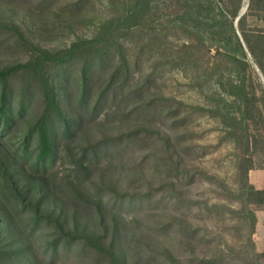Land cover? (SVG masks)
<instances>
[{
    "label": "rangeland",
    "instance_id": "1",
    "mask_svg": "<svg viewBox=\"0 0 264 264\" xmlns=\"http://www.w3.org/2000/svg\"><path fill=\"white\" fill-rule=\"evenodd\" d=\"M132 3L0 0V71L18 68L6 89L0 82V264H201L216 249L223 264H240L227 256L244 222L229 211L264 216V195L242 191L245 167L252 177L264 170V0H145L138 17L94 43L108 49L106 69L81 105L87 52L81 64L53 60L98 39ZM199 38L208 54L176 59ZM43 78L70 129L52 119L51 157L40 163L32 127ZM176 109L184 129L173 127ZM172 217L195 239L172 242Z\"/></svg>",
    "mask_w": 264,
    "mask_h": 264
},
{
    "label": "trees",
    "instance_id": "2",
    "mask_svg": "<svg viewBox=\"0 0 264 264\" xmlns=\"http://www.w3.org/2000/svg\"><path fill=\"white\" fill-rule=\"evenodd\" d=\"M145 0H133V3L125 10V12L118 18H111L108 21H106L104 24H102L101 28L99 29V35L98 39H95L94 41H91V43L84 44V43H74L71 45V47L64 53V57L62 60H53L56 63H68V66L76 65V64H81L82 58H83V53L87 52L86 55L90 57L88 60L81 64L83 66L81 73H82V87L79 91V98H80V104L82 105L83 102H86L87 97L90 94V89H91V77L95 74H99L106 69V55H107V50L105 49V45H103L102 48H96L94 43H107V40L109 39V34L113 30L114 26L118 27L121 26L124 22H129L133 18L138 17L139 13L141 14V6L143 5ZM231 30L234 34L235 41H236V46L239 49H242V45L240 42V39L238 36L234 33V27L232 26L231 23ZM94 45V46H93ZM84 47V50H81V48ZM197 51L199 52L202 56L205 54L209 53V48L205 46V42L202 38H199L197 40V44H193V42H189L187 44H183L177 49H175V53L178 54L176 59H180L182 57V53H189L192 51ZM221 52L223 51H217L218 55H221ZM231 60H234L235 63L237 64H243L244 61L240 60L238 57H228ZM91 60V61H90ZM125 66V60H121L118 65L115 66L114 71L111 73L110 77V82L109 83H114L118 78L119 75L122 74V70ZM18 68H10L8 70L0 71V82L1 85L4 89L7 88L8 82L7 79L8 77L13 73L17 72ZM153 76V75H152ZM155 77L151 78V80L155 81ZM237 86V85H236ZM237 88L236 91H241L242 93V88L240 87H235ZM40 92H42V97L44 101V110L41 114V116L35 121L33 127H32V132L35 134L36 139H37V144H36V155L35 159L43 163L45 160L49 159L51 157V143L50 139L48 136V127L49 124L54 120V119H60L62 124L64 125L63 128L65 129V133H69V123L62 118V115L60 113V110L57 106V101L56 97L49 86L47 80L44 78L41 80L40 83ZM105 93V92H104ZM102 93V94H104ZM105 95V94H104ZM233 95L234 98L242 97L237 93L229 94ZM12 102V96L4 94L3 98L1 99V106L2 109H4L9 116L13 115L14 111L11 106ZM22 104V101H21ZM149 106H153L152 103L147 104ZM22 108V107H21ZM24 109V108H23ZM186 112H181L180 110L176 109L172 112L169 113V116L171 119L174 120L173 122V127H179L180 129H184L187 127L188 123V117L184 116ZM53 119V120H52ZM119 138L116 140L117 143H121V140L125 139ZM128 138V137H127ZM244 139V138H243ZM246 141V140H245ZM245 188H242V191H249L252 194L255 195H264V190H255L254 187H252L249 182H248V172L250 171V168L245 167ZM230 214L234 217H236L238 220H241L240 224L244 222V225L242 224L241 226L239 225L234 229V239L240 243V246L237 247H229V255L227 258H230L232 261H236V263L240 264H264V252L263 253H258L255 249V244L253 241V235L255 233V225H256V217L254 212H252L250 209L244 207L242 208L241 211H234L230 210ZM247 224V226H246ZM245 226V227H244ZM166 230L168 229V232L172 233L171 240L172 242H175L178 238V235L181 233H187V236L185 238L188 239H195L197 236V231H192L188 232L187 229L185 230H180V228L176 227V222L174 217L170 218L169 222L165 226ZM247 228V231L245 232V236L243 234L244 229ZM189 241V240H188ZM184 242V240L182 241ZM226 256L223 254L222 251H219L218 249L215 250L214 254L208 259V260H200L201 264H223L225 261Z\"/></svg>",
    "mask_w": 264,
    "mask_h": 264
},
{
    "label": "crops",
    "instance_id": "3",
    "mask_svg": "<svg viewBox=\"0 0 264 264\" xmlns=\"http://www.w3.org/2000/svg\"><path fill=\"white\" fill-rule=\"evenodd\" d=\"M250 172V171H249ZM248 172V182L249 184L254 187L255 190H264V170L260 171L258 177H252L251 174ZM256 217V225H255V233L253 235V241L255 244V248L262 252L264 250V236L258 242V236L261 233V229H264V216H261L260 213L255 214ZM262 235V234H261ZM264 235V232H263Z\"/></svg>",
    "mask_w": 264,
    "mask_h": 264
}]
</instances>
